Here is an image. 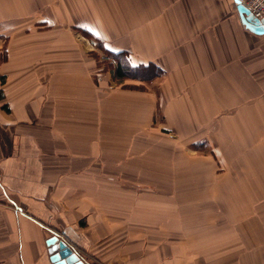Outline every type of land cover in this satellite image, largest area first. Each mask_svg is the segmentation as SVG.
Instances as JSON below:
<instances>
[{"label": "crops", "instance_id": "0c3cea01", "mask_svg": "<svg viewBox=\"0 0 264 264\" xmlns=\"http://www.w3.org/2000/svg\"><path fill=\"white\" fill-rule=\"evenodd\" d=\"M239 5L0 0V264H53V235L92 256L85 264H264L263 180L239 182L231 204L214 191L229 183L141 179L144 142L162 139L156 106L163 140L194 125L191 108L242 125L228 148L242 171L263 173L247 159L264 156L252 129H264V32ZM100 48L125 55L120 75L159 71L157 87L104 86Z\"/></svg>", "mask_w": 264, "mask_h": 264}, {"label": "rangeland", "instance_id": "374dc122", "mask_svg": "<svg viewBox=\"0 0 264 264\" xmlns=\"http://www.w3.org/2000/svg\"><path fill=\"white\" fill-rule=\"evenodd\" d=\"M97 52V59H100L98 63L101 65L100 68L103 70V84L104 86L110 87L111 85H120V86H129L142 91H154L157 87L153 84L154 87L150 85L154 81V76L159 75V71H153L154 74L151 77H140L138 75L142 74V71L132 73L122 72L123 75H120V69L118 68L117 61L125 55L113 56L111 52L106 51L105 49L100 48ZM3 49H1L2 51ZM122 61H124L122 59ZM112 74H111V73ZM157 72V73H156ZM120 75V76H119ZM2 80V78H1ZM151 82V83H150ZM155 94V93H154ZM1 95V93H0ZM155 109V120L154 126L156 130L152 129V135L154 133L158 134L161 140H151L150 142H144V147L142 151V157L149 159L151 168L148 172L141 175V179L144 181H193V182H217L221 184H230L229 189H220V186L216 185L215 192L223 193V191L231 192V204H238L240 201V196L238 192L242 191L237 188L239 182L241 181H254V180H263L264 181V156L253 157L254 150L252 151L251 157L248 158V161H254L257 159L258 163L263 167V173L255 174L250 172L242 171V158H239V147L238 148H228L229 141H227V135L233 133L234 136H237L239 133L240 127L242 125L233 123L232 119H228L225 116L223 118L216 117L215 115V124H209L210 119L207 110L201 109L196 110L195 108L187 109L191 119L193 120L194 125L185 126L183 134L177 136L174 131L167 132L166 139L163 140V135L159 129V120L163 118V110L159 106H156ZM229 110L226 112L228 115ZM224 122V126L222 124ZM229 121V122H226ZM207 124V125H206ZM259 129V133H264V129L259 128L258 126H252L253 131L255 128ZM195 129L192 134V140H186L185 137L189 135V131ZM183 131V130H182ZM0 137H4L2 131H0ZM257 143H263L264 141H256ZM232 143V142H231ZM240 145L241 141L237 140L234 142ZM226 144L228 151L234 153L233 156L224 157L223 152L224 145ZM225 146V147H226ZM139 146L136 145V148ZM244 149V145L242 150ZM139 152V150H136ZM259 155H264V147L258 149ZM162 152L161 155H159ZM175 154V156L173 155ZM165 155V156H164ZM170 159V160H169ZM244 159V158H243ZM167 164L165 161H168ZM231 160V162H229ZM165 162L168 170L166 172L158 171V168L161 169ZM232 163V164H231ZM157 169V170H155ZM140 175V174H139ZM226 186V185H224ZM156 191V190H152ZM219 196V195H216ZM263 197V196H262ZM264 203V200H263ZM234 207V205H233ZM10 208L8 203L1 200L0 196V212L1 209ZM64 223V222H63ZM58 229H61L63 225L61 222L55 224ZM76 250V249H75ZM81 251V250H80ZM79 255H82V259L89 260L93 263L92 256L89 257L88 254L84 252H78Z\"/></svg>", "mask_w": 264, "mask_h": 264}, {"label": "water", "instance_id": "95a60500", "mask_svg": "<svg viewBox=\"0 0 264 264\" xmlns=\"http://www.w3.org/2000/svg\"><path fill=\"white\" fill-rule=\"evenodd\" d=\"M240 11L243 14L245 25L259 33L264 32V18L254 16L251 10L239 1ZM50 259L53 264H85V261L68 242L58 235H53L47 240Z\"/></svg>", "mask_w": 264, "mask_h": 264}, {"label": "built area", "instance_id": "2783aa9c", "mask_svg": "<svg viewBox=\"0 0 264 264\" xmlns=\"http://www.w3.org/2000/svg\"><path fill=\"white\" fill-rule=\"evenodd\" d=\"M244 3L254 16L264 18V0H239Z\"/></svg>", "mask_w": 264, "mask_h": 264}, {"label": "trees", "instance_id": "16d2710c", "mask_svg": "<svg viewBox=\"0 0 264 264\" xmlns=\"http://www.w3.org/2000/svg\"><path fill=\"white\" fill-rule=\"evenodd\" d=\"M121 72V71H120Z\"/></svg>", "mask_w": 264, "mask_h": 264}]
</instances>
